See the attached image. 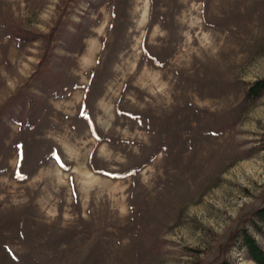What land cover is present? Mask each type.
Listing matches in <instances>:
<instances>
[{
  "label": "rangeland",
  "instance_id": "obj_1",
  "mask_svg": "<svg viewBox=\"0 0 264 264\" xmlns=\"http://www.w3.org/2000/svg\"><path fill=\"white\" fill-rule=\"evenodd\" d=\"M262 77L264 0H0V264H256Z\"/></svg>",
  "mask_w": 264,
  "mask_h": 264
},
{
  "label": "trees",
  "instance_id": "obj_2",
  "mask_svg": "<svg viewBox=\"0 0 264 264\" xmlns=\"http://www.w3.org/2000/svg\"><path fill=\"white\" fill-rule=\"evenodd\" d=\"M14 21L15 20L10 17L7 21V24H5V26H7L9 30V36L14 37L19 42L27 43L32 42L39 37L38 33H34L28 28L20 27V25H18ZM74 35L76 34L74 33ZM43 64L44 62H42L40 65L38 75H42L43 77L48 73L52 74V76L49 74V78L46 77L44 79L45 85L47 87H52L53 81L57 82L59 79H62L64 74L60 70L56 72H50V69H47L49 63L47 64V67L42 69L41 67L43 66ZM261 94H264V77L253 82L246 92V96L249 98H257ZM33 97L34 95L32 94H27L23 97L24 102L23 104H21V111L23 114H26L29 111L31 104L34 102ZM41 103V101H35L33 104L34 106H40ZM20 119L21 118H19L18 120ZM248 221L255 229V231H257L259 234L264 235V203L253 211L251 216L248 218ZM230 244L231 246L240 244V247L252 261H254L256 264H264V247L260 244L256 235L249 230L248 226H243L233 232L232 236L230 237ZM225 264L227 263L225 262Z\"/></svg>",
  "mask_w": 264,
  "mask_h": 264
}]
</instances>
